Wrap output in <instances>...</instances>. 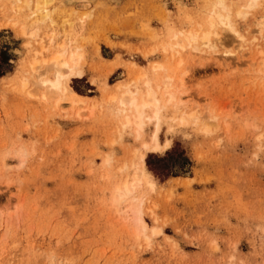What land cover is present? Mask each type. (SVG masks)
<instances>
[{
  "label": "rangeland",
  "instance_id": "rangeland-1",
  "mask_svg": "<svg viewBox=\"0 0 264 264\" xmlns=\"http://www.w3.org/2000/svg\"><path fill=\"white\" fill-rule=\"evenodd\" d=\"M43 1L0 0V264H264V0H224L244 43L220 25L222 43L195 49L184 35L219 0ZM67 43L83 53L69 84L85 103L27 66ZM146 73L181 96L176 108L159 90L165 149L150 148L155 121L123 129L110 99ZM139 172L137 235L138 202L115 188Z\"/></svg>",
  "mask_w": 264,
  "mask_h": 264
},
{
  "label": "bare ground",
  "instance_id": "bare-ground-1",
  "mask_svg": "<svg viewBox=\"0 0 264 264\" xmlns=\"http://www.w3.org/2000/svg\"><path fill=\"white\" fill-rule=\"evenodd\" d=\"M52 1L53 0H47V3L52 2ZM43 2H45V4H47L46 1H43ZM256 2H257V0H251L249 5H254V4H256ZM28 4L30 5V2H28ZM39 7H36V8L38 10L42 8V7L41 8H39ZM44 8L46 9L47 7H44ZM45 11L47 12L48 8ZM66 21H67V19H66ZM207 23L209 26L204 31H202V32H190V33L184 35L185 40H187L189 42L190 46H192L194 49L196 48V46H194V44L195 43L199 44L200 41H201V44H209L212 41V37L214 35L216 36V39L219 40L220 43H222L220 34L217 31L218 26H220V25H224V26H227L228 28H230L228 30L233 31V33L237 36L238 40L241 41V43L242 42L244 43V41H246L244 38V35L242 33H240L239 31H237L233 27V25L231 23V18H230V14L228 11V7L226 6L224 0H219L218 3H216L214 5V8H212V11L209 14ZM71 24H70V26H71ZM221 28H223V27H221ZM176 37L178 38V34L176 35ZM176 45L179 47H182V48H184L186 46L184 43V40L178 41L176 43ZM78 48L79 47H77V46H73L72 43L62 44L61 49L55 50L49 55L44 52L45 49H43L42 52L36 50L35 56L33 57L34 59H31L32 58L31 57L30 59L32 61L30 62V64L28 62L29 65H27V66H29L30 72H36L37 74H38V72H40L39 73L40 77H42L41 75H44L43 71H38V70H40L39 68L42 65L44 66V68H46V71L53 70V73H54L53 78H49L47 76H46V78L42 77L43 79H41V80L39 79L40 82H37V83L42 84V86L44 85V87L47 86V87L51 88L56 93H58V92L61 93L60 94L61 96L59 95L61 100L67 99V101H68L70 99L73 104H78L79 102L85 103V101L87 100L86 96H83V95H80L79 93H77L72 88V86L69 84V80L72 77L82 78L84 76V71L81 68V60L83 58V53L80 52ZM40 52L42 53L41 54L42 58L36 57L38 55V53H40ZM161 66L162 65H160L159 63H158V65L155 63V67H153V68H155V70L158 71V68H160ZM36 73H33V74H36ZM155 73H156V71L154 72V74ZM37 74H36V76H37ZM46 74H47V72H46ZM28 76H26V77L28 78ZM26 77H24L25 79H23V77L21 79V80H24L23 81V87H25L27 82H28V81H26L27 80ZM154 77H152V76H150V74L146 73L144 76L139 77L138 81L140 82V84L135 83L136 85L133 88L129 84H127V85H125V87H126L125 90H123L119 96L112 94V95H110V99L114 102L118 101V103H119V112L123 115V117H122L123 122H122V126H121V127H123V129L135 125L136 126V132L137 131L140 132V130H144L145 125L147 124L146 123L147 120L155 121V129H154L153 134H152V140H151L152 145H150L151 146L150 148L152 150H159L161 148L165 149L163 147H169V145H170V140H167L165 142V144L163 145V144H161L162 142H160V139H159L160 121H161L160 120V111H161V108L163 107L162 106V96H161V93L159 90H162L163 94L165 93L168 95V98H167L168 102H170V103L175 102L174 105L176 108L181 107L180 106L181 96H177L175 94L176 91L172 90L173 77L166 76V78H165L166 80L164 79L165 81H162V82H164V83H162V85H160V84L158 85L157 84L158 82H157V80L155 81ZM181 81H183L182 78H181ZM117 86H118V88H122L123 85L118 84ZM148 110H152V114H148L147 113ZM188 114L185 111L184 115L187 116ZM184 115L182 117L180 116L181 117V119H180L181 123L186 121V118ZM193 115H194L193 113L189 114L190 120L192 119ZM118 122H120V121H118ZM185 124H186V122H185ZM185 124H184V126H185ZM136 136H138V135H136ZM144 145H146V144L143 143L142 148H145ZM22 148L23 147H21L20 149L18 148L19 151L18 150L16 151L17 154L23 150ZM146 149H147V147H146ZM143 151H144V149H143ZM23 154H25V148H24ZM142 154H140L139 157H141V158L139 160L141 161L140 162L141 167H143V169H144L146 167L145 161H144L145 158H144V154L143 155ZM109 159L111 160L110 156H108V158L106 157L105 161L108 162ZM136 164H138V163H136ZM138 170H139V168H138ZM139 171H141V170H139ZM132 177H134V179H132L130 177L132 180L127 179V181L125 180L126 179V177H125V179H124L125 182L122 180L124 183L122 182L121 185L120 184H119V186L117 185V187L115 188V192H116L115 202L118 204H121L122 202H126L127 200H133V202L134 201L138 202V203H136L138 205L135 204L136 206L135 205L132 206V203L130 205V206H132L131 208H133L135 206L132 211H133V214H135L133 220L135 222V225H136L135 228L137 231H135L134 226H133V230L135 231V234H137V233L139 234L140 232L145 233L148 230V225H147V222L145 221V219L143 217V199L141 196L138 198L134 195L137 188L143 182V172H139V174L134 173V175ZM155 231L161 232L162 229L161 228L155 229ZM142 235H144V234H142Z\"/></svg>",
  "mask_w": 264,
  "mask_h": 264
}]
</instances>
